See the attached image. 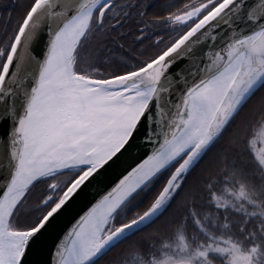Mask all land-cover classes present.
<instances>
[{
    "label": "snow or ice",
    "instance_id": "6c2138e0",
    "mask_svg": "<svg viewBox=\"0 0 264 264\" xmlns=\"http://www.w3.org/2000/svg\"><path fill=\"white\" fill-rule=\"evenodd\" d=\"M0 7V264H264V0Z\"/></svg>",
    "mask_w": 264,
    "mask_h": 264
},
{
    "label": "trees",
    "instance_id": "16d2710c",
    "mask_svg": "<svg viewBox=\"0 0 264 264\" xmlns=\"http://www.w3.org/2000/svg\"><path fill=\"white\" fill-rule=\"evenodd\" d=\"M9 0H0V6L8 4ZM0 17L6 18L7 17V13L3 10L2 7H0Z\"/></svg>",
    "mask_w": 264,
    "mask_h": 264
},
{
    "label": "water",
    "instance_id": "95a60500",
    "mask_svg": "<svg viewBox=\"0 0 264 264\" xmlns=\"http://www.w3.org/2000/svg\"><path fill=\"white\" fill-rule=\"evenodd\" d=\"M6 127H7L6 125H0V133H3Z\"/></svg>",
    "mask_w": 264,
    "mask_h": 264
},
{
    "label": "flooded vegetation",
    "instance_id": "af4514ba",
    "mask_svg": "<svg viewBox=\"0 0 264 264\" xmlns=\"http://www.w3.org/2000/svg\"><path fill=\"white\" fill-rule=\"evenodd\" d=\"M148 2H151V3H158L159 0H148Z\"/></svg>",
    "mask_w": 264,
    "mask_h": 264
}]
</instances>
